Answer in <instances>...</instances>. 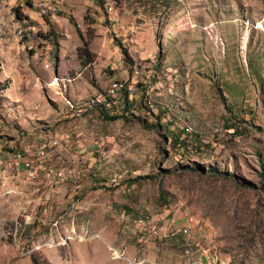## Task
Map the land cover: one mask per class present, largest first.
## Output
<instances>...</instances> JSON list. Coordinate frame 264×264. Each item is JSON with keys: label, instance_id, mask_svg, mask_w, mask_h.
<instances>
[{"label": "rangeland", "instance_id": "obj_1", "mask_svg": "<svg viewBox=\"0 0 264 264\" xmlns=\"http://www.w3.org/2000/svg\"><path fill=\"white\" fill-rule=\"evenodd\" d=\"M4 154L0 264H264V0H0Z\"/></svg>", "mask_w": 264, "mask_h": 264}, {"label": "built area", "instance_id": "obj_2", "mask_svg": "<svg viewBox=\"0 0 264 264\" xmlns=\"http://www.w3.org/2000/svg\"><path fill=\"white\" fill-rule=\"evenodd\" d=\"M116 93H117V88H116L115 91L111 92L110 100L116 98ZM9 157H15V156H8V155H5V154H4V156H0V169H2V171L7 169V165L9 164ZM25 157H27V156L25 155ZM9 165H15V164H9ZM15 166H17V169H25V172H30V174H33V175L36 172V169L23 168V167H20L18 165H15ZM141 223H145V222L142 221V220H139L137 225L139 226ZM151 228L156 233H161L162 232V229L159 228V227H156L155 225H153Z\"/></svg>", "mask_w": 264, "mask_h": 264}, {"label": "crops", "instance_id": "obj_3", "mask_svg": "<svg viewBox=\"0 0 264 264\" xmlns=\"http://www.w3.org/2000/svg\"><path fill=\"white\" fill-rule=\"evenodd\" d=\"M26 136L28 137V139H30V133H26ZM29 144H30V143H29ZM35 146H36V145H35ZM32 147L34 148V145L30 144V145H29V148H32Z\"/></svg>", "mask_w": 264, "mask_h": 264}, {"label": "trees", "instance_id": "obj_4", "mask_svg": "<svg viewBox=\"0 0 264 264\" xmlns=\"http://www.w3.org/2000/svg\"><path fill=\"white\" fill-rule=\"evenodd\" d=\"M114 118H115V116H112V117H111V119H114Z\"/></svg>", "mask_w": 264, "mask_h": 264}, {"label": "bare ground", "instance_id": "obj_5", "mask_svg": "<svg viewBox=\"0 0 264 264\" xmlns=\"http://www.w3.org/2000/svg\"><path fill=\"white\" fill-rule=\"evenodd\" d=\"M115 254H117V255H118V252L116 251V252H115Z\"/></svg>", "mask_w": 264, "mask_h": 264}]
</instances>
